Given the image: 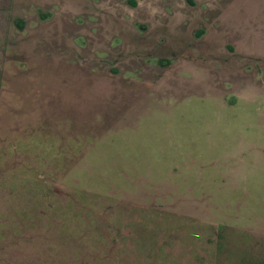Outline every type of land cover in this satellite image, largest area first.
Instances as JSON below:
<instances>
[{"label":"rangeland","instance_id":"1","mask_svg":"<svg viewBox=\"0 0 264 264\" xmlns=\"http://www.w3.org/2000/svg\"><path fill=\"white\" fill-rule=\"evenodd\" d=\"M0 264H264V0H0Z\"/></svg>","mask_w":264,"mask_h":264},{"label":"trees","instance_id":"2","mask_svg":"<svg viewBox=\"0 0 264 264\" xmlns=\"http://www.w3.org/2000/svg\"><path fill=\"white\" fill-rule=\"evenodd\" d=\"M189 2H190V4H192L193 3V0H188ZM23 24H21V26H22Z\"/></svg>","mask_w":264,"mask_h":264}]
</instances>
